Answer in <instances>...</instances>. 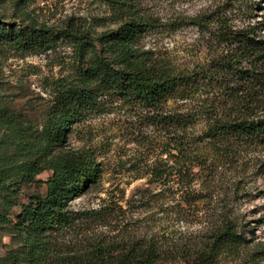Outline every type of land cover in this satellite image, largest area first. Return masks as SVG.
Instances as JSON below:
<instances>
[{"label":"rangeland","instance_id":"rangeland-1","mask_svg":"<svg viewBox=\"0 0 264 264\" xmlns=\"http://www.w3.org/2000/svg\"><path fill=\"white\" fill-rule=\"evenodd\" d=\"M125 14L115 0H0V35L32 27L54 36L44 51L0 39V264H95L148 245L162 255L159 264H186L181 245L205 241L214 222L225 219L238 221L243 243L217 264H264V143L234 161H215L201 176L196 167L186 191L157 176L178 155L163 125L150 118L157 110L96 90L88 113L59 134V99L84 83L72 35L97 38ZM129 14L147 25L137 47L192 70L212 56V32L261 20L264 0H134ZM160 111L176 115L185 106L171 100ZM204 128L198 121L189 133ZM188 144L208 154L203 139ZM85 154L98 165L96 181L58 203L66 213L59 228L45 227L43 205L59 193L56 169Z\"/></svg>","mask_w":264,"mask_h":264},{"label":"trees","instance_id":"trees-1","mask_svg":"<svg viewBox=\"0 0 264 264\" xmlns=\"http://www.w3.org/2000/svg\"><path fill=\"white\" fill-rule=\"evenodd\" d=\"M133 1L115 0L117 10L127 14L117 28L97 38L72 35L83 55L84 83L81 87H70L59 99L60 113L65 119L59 134L70 132L72 124L88 113L96 90L157 110L150 118L163 125L169 133L170 152L178 154L174 156L175 163L167 167L170 171L161 169L157 176H166L165 180L170 179L172 185L178 184L188 191L194 182L191 172L196 167L201 171L194 175L201 176L215 161H234L247 148L264 143V15L241 29H216L211 33L215 37L208 39L212 53L209 61L192 70H179L164 60L155 59L152 51L136 46L147 25L129 14ZM197 19L194 18V24L200 25ZM1 38L36 51L47 50L54 42L53 34L32 27L19 33L9 31L0 35ZM212 92L217 103L210 100ZM171 100L183 101L185 113L166 115L160 111ZM198 121L205 122L204 130L200 135L190 134L189 129ZM199 139L206 141L207 155L188 144ZM55 172V190L59 193L53 198V204L43 205L47 215L39 219L47 228H59L65 222L66 213L59 210L58 203L65 205L73 195L94 183L99 168L85 154ZM238 225L234 219L216 221L207 231L211 232L205 241L181 245L179 253L183 254L186 264H217L221 255L237 250L243 243ZM162 258L155 247L148 245L146 251H127L116 257L109 254L95 264H159Z\"/></svg>","mask_w":264,"mask_h":264}]
</instances>
